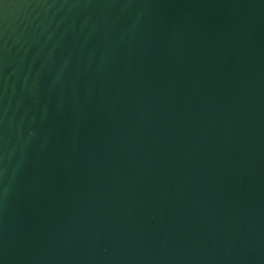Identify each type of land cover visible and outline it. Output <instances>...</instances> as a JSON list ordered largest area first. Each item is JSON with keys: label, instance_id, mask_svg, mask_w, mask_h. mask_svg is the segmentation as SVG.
Wrapping results in <instances>:
<instances>
[{"label": "water", "instance_id": "95a60500", "mask_svg": "<svg viewBox=\"0 0 264 264\" xmlns=\"http://www.w3.org/2000/svg\"><path fill=\"white\" fill-rule=\"evenodd\" d=\"M0 264H264V0H0Z\"/></svg>", "mask_w": 264, "mask_h": 264}]
</instances>
